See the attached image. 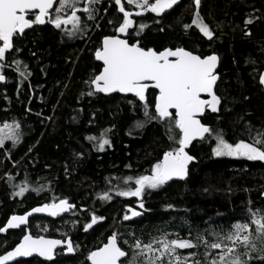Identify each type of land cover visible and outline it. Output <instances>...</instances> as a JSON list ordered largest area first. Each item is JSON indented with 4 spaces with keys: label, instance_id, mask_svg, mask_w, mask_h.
<instances>
[{
    "label": "trees",
    "instance_id": "1",
    "mask_svg": "<svg viewBox=\"0 0 264 264\" xmlns=\"http://www.w3.org/2000/svg\"><path fill=\"white\" fill-rule=\"evenodd\" d=\"M122 3L127 11H135L126 0ZM195 13L194 0H181L159 17L145 13L133 18L135 26L127 39L157 51L183 47L202 57L216 54L220 60L216 93L221 103L218 112L207 110L201 121L222 132L228 143H251L257 132L264 133V87L259 82L264 72V0H201L199 13L214 33L211 40L192 24ZM79 15L83 33L69 36L50 23L35 25L14 38L12 52L1 61L8 68L0 69L6 76L0 85V124L18 122L21 136L15 145L7 141L0 147V228L13 215L60 199L75 207L63 216L36 217L26 229L0 232V256L31 233L70 238L74 252L67 255L61 250L52 262L33 258L15 264H90V253L116 234L131 259L129 245L135 239L148 243L167 234L169 239L195 240L199 235L212 241L214 233L250 223L253 212L264 214V161L216 158L214 136L188 147L195 159L186 180L146 189L142 198L116 195L117 186H135L124 183L127 177L151 174L163 153L176 145L162 122L136 126L145 119L138 98L87 95L90 80L102 70L95 52L105 37L116 35L123 14L114 0H102L97 19ZM249 19L251 24L246 23ZM140 23L148 27L137 36ZM184 25L191 27L186 30ZM67 28L71 30V25ZM14 61L21 62L19 71ZM157 95L152 89L146 94L153 113ZM102 136L109 144L99 151ZM25 182L29 190L16 196ZM105 192L111 200L100 198ZM129 208L141 215L123 220ZM93 214L104 219L85 231ZM180 251L198 252L195 259L207 264L203 246ZM253 256L251 264H264Z\"/></svg>",
    "mask_w": 264,
    "mask_h": 264
},
{
    "label": "snow or ice",
    "instance_id": "2",
    "mask_svg": "<svg viewBox=\"0 0 264 264\" xmlns=\"http://www.w3.org/2000/svg\"><path fill=\"white\" fill-rule=\"evenodd\" d=\"M58 2L59 7L54 9L57 0H0V42H2L0 61H4L6 53L13 48L14 37L23 36L25 30L34 25L50 23L56 29L65 31L69 36L83 33L85 29L82 27L81 15L78 13L82 11L87 14V19L94 20L96 13L94 5L101 3L102 0H87V6L83 9L78 7L81 0H58ZM114 2L118 12L123 14L118 18L121 22L118 23L115 31L127 36L129 29L135 26L132 18L133 12L125 9L122 0H114ZM178 2L179 0H127L128 5L139 9L135 13L136 16L150 12L157 17L172 9ZM194 3L196 18L192 24L196 25L204 37L211 40L214 33L200 17L201 0H194ZM66 8L71 10L70 15H62ZM112 22L109 21V23ZM155 22L159 23V20ZM246 23L251 24L252 19ZM68 25H71V30L67 28ZM146 27L148 25L140 23L136 27L135 35L139 36ZM184 27L187 30L191 25H184ZM160 30L163 31L162 28ZM95 58L103 62V70L90 80L89 87L92 90L88 91L87 95L114 92L133 94L142 102L145 117L143 121H138L136 126L142 128L152 120L162 122L169 140L176 145L163 153V158L152 167L151 174L135 178L127 177L124 183H134L135 186L126 189L117 186L116 195L142 198L146 189L154 190L174 179H186L188 166L195 159L186 149L197 139L203 141L214 136L216 146L213 152L216 156H235L252 161H264V133L257 132L251 143L240 141L232 144L224 139L222 132L201 122L200 117L206 109H210L213 113L218 112V106L221 103V97L214 91L219 78L216 73L219 60L217 55L202 57L183 47L157 51L141 47L139 41L130 44L128 39L108 36L104 38L102 48L95 52ZM14 62L19 71L21 62ZM3 67L4 65L0 64V68ZM20 75L24 76L25 72L20 71ZM4 79V75L0 73V81ZM259 82L264 85V75L260 76ZM150 87L158 89V95L154 101V113L149 111L146 97ZM202 95L210 99L202 98ZM20 136L18 122L5 123L0 126V147H3L9 140L15 145L19 142ZM88 139L97 141L96 137H88ZM107 144L109 140L102 136L97 142L98 150L103 151ZM18 187L19 191L15 193L16 196H22L29 190L27 182ZM33 190L38 191L39 189ZM100 198L102 200L112 199L108 192L103 193ZM74 207L75 205L69 204L66 199L36 207L26 215H13L7 222V226L0 228V232H7L8 229L19 228L27 224L28 216L33 212H47L50 216H57ZM139 207H144L142 199ZM140 215V212L129 208L123 220L127 221ZM102 219L104 218L93 214L91 223L85 226V231ZM252 225H255L254 229ZM214 236L215 239L212 241L199 235L195 240L169 239L167 234L154 238L148 243L135 239L129 245L132 249L131 259H123L129 257V252L120 246L118 235L113 234L103 247L92 251L88 259L91 264H201L195 259L198 252L194 251L184 255L180 250L199 249L203 246L207 264H251L254 259L253 253L256 254V258L264 261V214L253 212L250 223H236L229 232L214 233ZM63 244L65 241L45 239L43 236L33 237L27 234L23 236L22 242L13 251L0 256V264H9V261L17 257H31L33 254L51 260L55 248ZM67 251L70 253L74 251L70 239L67 241Z\"/></svg>",
    "mask_w": 264,
    "mask_h": 264
},
{
    "label": "water",
    "instance_id": "3",
    "mask_svg": "<svg viewBox=\"0 0 264 264\" xmlns=\"http://www.w3.org/2000/svg\"><path fill=\"white\" fill-rule=\"evenodd\" d=\"M180 2H181V0H179V2L176 4V5H174L173 6V8L172 9H169V10H167L164 14H166V13H169V12H171L177 5H179L180 4ZM57 4H58V0H57V3L54 5V9L56 8V6H57ZM38 11V10H37ZM54 11V10H53ZM135 13L136 12H134L133 13V16H136L135 15ZM145 14V13H144ZM163 14V15H164ZM142 16V15H141ZM136 17H140V16H136ZM133 18V17H132ZM44 25V24H43ZM35 26V25H34ZM33 26V27H34ZM42 26V25H41ZM33 27L32 28H30V29H26L25 30V33H27L28 31H30L31 29H33ZM130 30V29H129ZM24 33V34H25ZM114 36H119L120 38H124V39H127V37H128V35L127 36H125L124 34H121V33H119V32H117L116 33V35H114ZM108 37V36H107ZM15 38V37H14ZM104 40V39H103ZM13 42H14V40H13ZM1 44H2V42H0ZM102 46H103V41H102ZM12 50H13V48L11 49V50H9L7 53H6V55L7 54H9V53H11L12 52ZM216 55V54H215ZM95 60H96V58H95ZM96 62H98L99 64H101L102 65V70H103V62L102 61H98V60H96ZM219 65H220V60H218V64H217V68H216V73L218 74V77H220L219 76V73H218V70H219ZM102 70H101V72H102ZM262 75H264V72H263V74ZM4 77H5V79L3 80V81H0V85H3V84H5L6 83V76L4 75ZM218 82H219V78H218V80H217V83H216V86H215V88H214V91L216 92V89H217V85H218ZM263 87H264V85H262ZM149 89H154V88H149ZM154 90H156L157 92H158V89H154ZM114 93H119V92H114ZM114 93H109V94H105V93H101V94H103V95H106V96H109V95H111V94H114ZM119 94H121V95H123V96H133V97H135L133 94H131V93H127V94H125V93H119ZM147 94V93H146ZM217 94V93H216ZM202 98H206V99H210V97H207L206 95H202ZM220 106V105H219ZM218 106V107H219ZM207 110H210V109H206L205 110V113L203 114V116H201L200 117V119H202L204 116H205V114H206V112H207ZM211 111V110H210ZM213 113V112H212ZM216 113V112H215ZM202 122V121H201ZM197 141H200L199 139H197V140H194L193 142H192V144L194 143V142H197ZM188 149V148H187ZM187 149H186V151H187ZM188 152V151H187ZM194 161V160H193ZM193 161L189 164V168H190V166L192 165V163H193ZM189 172V171H188ZM175 180H179V179H174V180H172V181H175ZM184 180H186V179H184ZM184 180H182V181H184ZM172 181H169V182H172ZM43 206V205H42ZM42 206H37V207H42ZM34 208H36V207H34ZM33 208V209H34ZM32 211V209L30 210V211H28L27 213H29V212H31ZM70 211H67V212H64V213H61L60 215H57V216H50L47 212H41V213H32V215H30V216H28V223L27 224H24V225H21L19 228H14V229H8L7 230V232H12V231H19V230H23V229H26L28 226H29V223H30V220H32V219H34V218H36V217H42V216H46V217H58V216H63V215H65V214H67V213H69ZM27 213H25V214H22V215H26ZM22 215H17V216H22ZM11 218V217H10ZM10 220V219H9ZM8 220V221H9ZM7 221V222H8ZM7 226V223H6V225H5V227ZM7 232H5V233H7ZM27 234H31V233H26L25 235H27ZM32 235V234H31ZM33 236V235H32ZM33 237H37V236H33ZM45 239H50V240H62V239H58V238H51V237H47V236H43ZM70 238H68L67 240H65V244H63V245H60V246H57L56 248H55V250H54V256H53V259H51V260H48V259H46V258H44V257H39L38 255H36V254H33V256H31V257H17V258H15L14 260H11V261H9V264H15V263H17V262H20V261H26V260H30V259H33V258H39V259H42V260H47V261H49V262H52V261H54L55 259H56V255H57V253L60 251V250H65V252H66V254L67 255H71V254H73V252H68L67 251V241L69 240ZM109 239V238H108ZM22 240H23V237H22V239L20 240V242L16 245V246H18L21 242H22ZM71 240V239H70ZM62 241H64V240H62ZM72 241V240H71ZM108 241V240H107ZM72 244H73V242H72ZM15 246V247H16ZM14 247V248H15ZM103 247V246H102ZM14 248L13 249H11L10 251H13L14 250ZM96 251V250H95ZM9 252V251H8ZM8 252H6V253H4L3 255H6ZM2 256V255H1ZM123 259H127V258H123ZM89 262H90V264H91V261L89 260Z\"/></svg>",
    "mask_w": 264,
    "mask_h": 264
},
{
    "label": "rangeland",
    "instance_id": "4",
    "mask_svg": "<svg viewBox=\"0 0 264 264\" xmlns=\"http://www.w3.org/2000/svg\"><path fill=\"white\" fill-rule=\"evenodd\" d=\"M126 2H127V0H126ZM87 6V2H86V0H81V2L80 3H78V7L79 8H81V9H83L84 7H86ZM99 6H100V3H98V4H96V5H94V8H95V10H96V13H95V19H97V17H98V11H99ZM130 6H132L134 9H135V11H139V9H137V8H135L133 5H130ZM56 7H59V2H58V4H57V6ZM70 12H71V10L70 9H65L64 10V13H62V15H70ZM53 14H55V12L53 11L52 12ZM85 14V16H86V19H87V14L86 13H84ZM94 19V20H95ZM89 20V19H88ZM1 44V43H0ZM0 64H3L1 61H0ZM4 65V64H3ZM1 69V68H0ZM1 72V71H0ZM10 124H12V123H10ZM0 126H3L2 124H0ZM214 139V138H213ZM7 142V141H6ZM8 142H12V141H8ZM13 143V142H12ZM215 146H216V140H215V144H214V146H213V149L215 148ZM213 155L216 157V158H231V159H247V158H244V157H235V156H216L215 154H214V152H213ZM100 220H98L97 221V223L99 222ZM96 223V224H97Z\"/></svg>",
    "mask_w": 264,
    "mask_h": 264
},
{
    "label": "flooded vegetation",
    "instance_id": "5",
    "mask_svg": "<svg viewBox=\"0 0 264 264\" xmlns=\"http://www.w3.org/2000/svg\"><path fill=\"white\" fill-rule=\"evenodd\" d=\"M131 12H137V11H131ZM83 12L81 11L80 13H78V14H82ZM144 15V14H143ZM133 18H136V16H133ZM26 34V33H25ZM8 55V54H7ZM7 55H6V57H7ZM3 68H8L7 66H5L4 65V67ZM3 74V73H2ZM4 75V74H3ZM149 90V89H148ZM152 90H154V89H152ZM74 247V246H73ZM61 251V250H60Z\"/></svg>",
    "mask_w": 264,
    "mask_h": 264
}]
</instances>
